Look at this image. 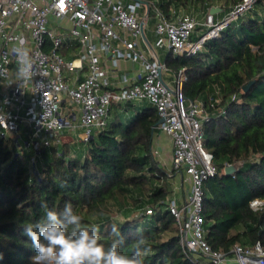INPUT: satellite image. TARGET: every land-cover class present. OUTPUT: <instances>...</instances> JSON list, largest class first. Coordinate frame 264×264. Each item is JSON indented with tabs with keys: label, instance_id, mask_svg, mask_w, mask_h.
I'll return each instance as SVG.
<instances>
[{
	"label": "trees",
	"instance_id": "trees-1",
	"mask_svg": "<svg viewBox=\"0 0 264 264\" xmlns=\"http://www.w3.org/2000/svg\"><path fill=\"white\" fill-rule=\"evenodd\" d=\"M158 1L170 18L172 11L204 16L219 0ZM240 1L226 0L224 12ZM165 64L175 75L186 69L183 96L202 102L210 115L203 145L212 152L217 173L204 183L207 242L226 253L235 243L260 242L264 248V207L255 211L250 206L255 199L264 201V0L206 42L203 51L192 57L170 52ZM159 120L149 104H113L108 125L81 140L83 148H74L75 154L70 134H63L60 146L39 152L20 141L11 149L10 140L0 139V264H41L25 226L43 218L44 203L57 211L71 203L83 224L99 225L105 246L115 238V224L125 254H131L134 230L143 228L152 249L145 264H195L181 248L178 226L167 209L175 171L162 167L155 155ZM237 163L238 173L226 176L224 169ZM114 206H131L136 214L120 221L113 217Z\"/></svg>",
	"mask_w": 264,
	"mask_h": 264
},
{
	"label": "built area",
	"instance_id": "built-area-1",
	"mask_svg": "<svg viewBox=\"0 0 264 264\" xmlns=\"http://www.w3.org/2000/svg\"><path fill=\"white\" fill-rule=\"evenodd\" d=\"M256 1L242 0L220 17L210 12L220 7L212 6L202 18L180 11L169 18L158 0H0V138L18 143L26 135L25 145L39 152L59 146L67 129L83 130L80 139L88 140L108 125L113 104H149L164 119L159 131L172 140L170 171L184 175L188 186L182 202L166 201L183 251L193 255L195 264H264L260 242L235 243L229 253L207 242L204 183L217 173L213 154L203 145L210 115L202 102L183 96L186 69L168 80L172 72L160 60L162 49L188 57L203 51ZM21 39L37 71L23 86L15 81L12 54ZM106 59L114 65L130 61L140 71L132 78L121 75L115 88ZM250 206L261 210L264 201L255 199Z\"/></svg>",
	"mask_w": 264,
	"mask_h": 264
},
{
	"label": "clouds",
	"instance_id": "clouds-1",
	"mask_svg": "<svg viewBox=\"0 0 264 264\" xmlns=\"http://www.w3.org/2000/svg\"><path fill=\"white\" fill-rule=\"evenodd\" d=\"M23 45L21 39L19 46L12 49L17 64L15 81H22L21 86L37 73L30 52ZM42 208L43 218L25 226V235L31 240L41 264H145L151 253L143 228L137 227L132 233L133 247L129 255L121 251L124 237L115 224L111 226L115 238L105 246L99 225L83 224V218L74 212L71 203H66L62 211L49 209L46 203Z\"/></svg>",
	"mask_w": 264,
	"mask_h": 264
},
{
	"label": "crops",
	"instance_id": "crops-1",
	"mask_svg": "<svg viewBox=\"0 0 264 264\" xmlns=\"http://www.w3.org/2000/svg\"><path fill=\"white\" fill-rule=\"evenodd\" d=\"M217 2L218 1L214 2L213 6H217L221 8L220 11H217V14H220L224 10V8L227 7V4L217 3ZM147 33L151 40L155 39V35L153 34L151 29L148 30ZM169 53L170 52H168L167 50L162 49L160 51V60L162 62H165V59ZM105 66L107 69H109V78L115 85L114 86L115 88L119 87L120 85L119 77L121 75H126L132 78L135 75H137L140 71V67L137 64H134L127 60H120L114 65L109 59H106ZM175 77L176 75L174 73H171V75L167 76V79L172 81ZM116 108L117 107H115L113 111ZM113 114L114 113H111V117L113 116ZM68 132H70L71 137L74 138L75 136V137L80 138V135L82 134L83 130H78V131L70 130ZM161 134L163 133L160 132L155 138L154 150L157 155V160L160 162V165L169 171L171 170V166H172V150H173L172 140L169 136H166V134L164 135L163 138H159ZM171 183L173 186L172 197H175L178 199L179 202H182L188 191V186L186 182L184 181V175L180 173L175 174L173 178L171 179Z\"/></svg>",
	"mask_w": 264,
	"mask_h": 264
},
{
	"label": "rangeland",
	"instance_id": "rangeland-1",
	"mask_svg": "<svg viewBox=\"0 0 264 264\" xmlns=\"http://www.w3.org/2000/svg\"><path fill=\"white\" fill-rule=\"evenodd\" d=\"M217 3H225L226 4V0H219ZM228 5V4H227ZM196 15V17H198V18H202L203 17V15L202 14H195ZM153 40V39H152ZM68 104L69 103H66L65 104V106L66 107H68ZM68 131H70L69 129H67ZM67 130H65V131H67ZM64 132L65 134H70V132ZM164 133L163 134H161L160 136H159V138H163L164 137ZM167 136V135H166ZM0 139H2V138H0ZM27 139H29L28 137H26V135H23V138L20 140V144L21 145H23L24 147L26 146L25 145V142H26V140ZM82 139H80V138H78V137H75L74 136V141L72 142V154H75V152L78 150H80V149H82L83 148V145H82V141H81ZM39 142H40V140H39ZM14 142H10V144H9V147L12 149L13 147H14ZM60 146V145H59ZM31 150H33L32 149V147L30 146L29 147ZM61 147H59V149H60ZM74 148H75V150L76 151H74ZM17 151H20L19 150V148H18V150ZM25 151H29L28 149H26ZM155 155H156V153H155ZM156 157H157V155H156ZM112 211H113V217L114 218H116V219H118V220H120V221H124V220H126V219H130V218H133L134 216H135V214H136V212H135V209L133 208V207H131V206H129V207H118V206H114V207H112ZM39 261V260H38Z\"/></svg>",
	"mask_w": 264,
	"mask_h": 264
},
{
	"label": "water",
	"instance_id": "water-1",
	"mask_svg": "<svg viewBox=\"0 0 264 264\" xmlns=\"http://www.w3.org/2000/svg\"><path fill=\"white\" fill-rule=\"evenodd\" d=\"M221 8H211V13L212 14H215L217 13V11H220ZM254 82H250L247 86H245L244 90L247 91L249 90V88L251 87V85L253 84ZM164 122V119H160L159 120V124L160 123H163ZM241 166V163H237V164H233V165H228L225 169H224V174L226 176H231V175H234L236 173H238L239 171V167Z\"/></svg>",
	"mask_w": 264,
	"mask_h": 264
}]
</instances>
